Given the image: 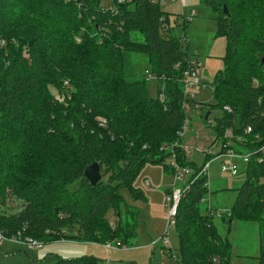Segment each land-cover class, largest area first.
Here are the masks:
<instances>
[{
  "label": "trees",
  "instance_id": "1",
  "mask_svg": "<svg viewBox=\"0 0 264 264\" xmlns=\"http://www.w3.org/2000/svg\"><path fill=\"white\" fill-rule=\"evenodd\" d=\"M200 1L215 12L218 34L228 42L225 72L213 85L216 104L201 108L223 114L216 119L203 115V121L219 147L231 131L229 139L240 136L246 143L241 150L264 141V0ZM132 6L127 0H0V208L7 206L10 192L27 202L15 214H0V230L7 235L21 232L44 245L118 240L131 248L140 211L125 205L123 218L121 191L127 188L135 199L147 200L134 183L146 164L166 162L164 145L177 143L178 162L198 169L182 153L179 137L189 121L185 104L199 106L183 94L188 59L201 61L187 41V27L197 12L191 21L185 15L181 22L174 20L184 33L178 36L161 0H134ZM133 53L149 59L147 72L158 82L156 97L147 74L136 77ZM65 76L69 87L58 110L48 100L47 87ZM49 128H57L72 145L69 160L50 161L44 132L49 134ZM256 156L246 167L231 212L218 214L222 220L259 224L261 253L255 259L264 264V162ZM211 158L205 155L204 164ZM94 163L100 164L101 174L102 167L110 169L109 179L96 187L84 176ZM165 169L171 174V168ZM206 184L203 177L192 183L179 206V264H213L214 258L217 264H233L231 244L214 226L216 212L209 215L201 208L209 193ZM112 209L116 226L107 220ZM73 231L86 238L69 236ZM102 232L107 239L97 235ZM52 264L104 262L87 256Z\"/></svg>",
  "mask_w": 264,
  "mask_h": 264
},
{
  "label": "rangeland",
  "instance_id": "2",
  "mask_svg": "<svg viewBox=\"0 0 264 264\" xmlns=\"http://www.w3.org/2000/svg\"><path fill=\"white\" fill-rule=\"evenodd\" d=\"M132 6L134 0H127ZM158 1V0H155ZM161 0L162 10L169 13L171 16V26H174V32L178 36H184L181 26L175 25V19H181L183 15L189 16L191 12L196 11L197 15L194 21L187 27V41L188 46L193 51H196L201 58L200 81L205 89H195V96L192 98L199 104L198 107L191 106L187 109L188 131L183 137V147L189 148L191 154L187 156V160L195 163L198 168H201L205 162V153L215 144V137L212 128L207 127L203 121V115L206 117L209 113L211 119H216L223 114L221 109L213 111H203L201 108L204 105L216 104L214 95V84L217 77L225 72V58L227 56V39L223 35L218 34V24L215 12L209 7L203 5L200 0H183L181 4L172 2L170 0ZM133 8V6H132ZM173 15V16H172ZM167 29V27H166ZM81 36V35H79ZM79 40V37L77 38ZM141 36H138L136 41L140 42ZM76 40V39H75ZM81 41V40H80ZM133 71L136 77L141 78L145 75L149 63L147 57L142 54L133 53L130 55ZM264 59V56H262ZM56 84L48 85L50 94L48 100L52 105L57 107V104L65 103V94H67L65 87H69L67 76L61 79H54ZM67 80V81H65ZM64 85H63V82ZM62 83V84H61ZM157 82L155 80L149 82L151 95H157ZM197 90V91H196ZM49 134L45 132V150L49 148V156L51 162H56L58 158L69 160L73 155V147L70 145L58 132L57 128H49ZM51 137V138H50ZM257 144H250L244 146L242 151L236 153L243 154V151L254 150ZM211 151L220 153L219 146H213ZM70 154V155H69ZM223 162L237 163L239 166V174L232 176L229 173L222 172ZM168 160L162 165H155L148 163L144 166L139 176L137 177L134 187L141 189L145 193L146 201L135 199L130 190L124 188L121 191L122 201L120 203L119 212L122 216L125 215V205L139 209V225L137 228L139 246L134 248H112L111 250L102 243L95 241H56L45 244L39 248L42 253H39V259L44 260L42 264H52L58 258L74 259L80 257H96L104 264H178L181 262L180 255V239L176 227L169 230L170 246L165 247L162 242H159L167 227L168 209L166 207L167 191L172 190L173 180L169 171H166L165 166ZM102 177L104 181L110 177V169L102 167ZM246 167L237 158H221L213 163L209 173V193L205 199L210 200V208L214 212H231L237 198V189L245 182ZM146 181L149 182L151 188H147ZM187 182V181H186ZM185 182V183H186ZM184 182L177 183V188H183ZM76 186L72 187L73 189ZM9 189H4V193H9ZM10 200L6 207L0 208L1 215L15 214L19 209L27 204V202L18 199L10 192ZM119 201L116 202V205ZM116 207V206H115ZM208 204H202L201 208L204 211ZM3 212V213H2ZM121 216V217H122ZM118 215L114 210L107 213V220L116 224ZM230 219L222 220L221 218H214V226L218 234L224 241L229 240L231 244V260L233 264H259L255 259L261 253V236L259 235V224L254 222H245L234 220L229 229ZM71 235H78L86 238L82 232L73 231L68 233ZM106 233H97L100 237L104 235L103 239H107ZM98 237V239H100ZM117 237L123 239L122 234H117ZM87 240V239H86ZM106 241V240H104ZM115 241V240H113ZM107 241L108 242H113ZM118 241V240H116ZM223 241V242H224ZM157 242V247L153 244ZM227 243V242H224ZM22 254L15 251V243L5 241L0 245V264H32L29 257L34 258L36 250H29L26 246L18 247ZM168 252V253H166ZM172 254L170 256L169 254ZM48 254L53 256L47 257Z\"/></svg>",
  "mask_w": 264,
  "mask_h": 264
},
{
  "label": "built area",
  "instance_id": "3",
  "mask_svg": "<svg viewBox=\"0 0 264 264\" xmlns=\"http://www.w3.org/2000/svg\"><path fill=\"white\" fill-rule=\"evenodd\" d=\"M172 1H176V0H172ZM195 15H196V12L193 11L189 16H186V17H188V20L191 21L195 17ZM2 44H5V42H2ZM188 65L189 67H188V70L185 72L184 80H183V94H184V98L186 101H191L192 98H194L195 96L194 90L200 89V88L205 89L206 86H202L201 85L202 82L200 81L201 61L196 56H194L188 59ZM145 74H147V79L149 81H153L155 79V77L149 74V72H145ZM185 108L189 109L190 105L186 103ZM103 123H105V121H103ZM187 131H188V122L184 124L182 130L179 132V137L183 138ZM246 132L251 133L252 128L250 127L247 128ZM232 137L233 135L231 131H227L226 138L228 140L223 144V146L220 147V152H222V154L220 155L218 154L216 155L213 151H211L213 146H216V147L218 146L216 141H215V144L211 148H209L207 151H203L205 155H208L209 157L212 156V158L210 161H208L201 168H198V169L183 166L182 164L178 162L177 143L164 145L161 148V150L164 151L166 155H168L166 159L168 160L167 166L171 168L170 175L173 180L172 190L170 191V193L167 194V197H166V207L168 209L167 227L159 241V242H162L165 247H169L171 245L168 233L172 227H176V218L178 216V209L184 197V193L187 191V189L190 187L192 183H194L197 179L202 178V177L207 178L206 187H208V190H209V181H208L209 173H210L211 166L214 162H216L218 159H221V158L223 159L237 158L243 163L245 167H247L253 155H257L256 159L258 162H261V163L264 162V141H262V139H260L259 143H256L258 146L256 149H254V152L253 150H246V152L243 151V154L242 153L238 154L236 152L242 151V150H239L237 148L241 147L242 144H246V143L242 141V138L240 136H237L234 139H229ZM257 139H259V136H257ZM250 144H254V143H250ZM181 149H182V153L185 154L186 156L191 154L192 149L184 148L183 145L181 146ZM222 172L229 173L232 176H237L239 174V166L237 163L227 164L223 162ZM180 181L184 182L182 189L176 187L177 183ZM146 185L147 187L150 186L148 181H146ZM201 202L202 204H205V203L208 204L207 209H208L209 215L211 214L210 211H212V213H215L210 208V204H209L210 200L207 201L204 198L202 199ZM218 213L219 212H216L215 215L214 214H211V215L221 218V215H219ZM5 241H11L15 244L26 246L30 249H39L44 246L43 242L36 240L32 237L24 236L21 232L15 235H7L5 232L0 230V244H2ZM157 244L158 243L155 242L153 246L157 247ZM104 245H106L109 250H111L112 248L125 249V247H127V246H123L120 241L108 242ZM217 263H218V259L214 258L213 264H217Z\"/></svg>",
  "mask_w": 264,
  "mask_h": 264
},
{
  "label": "water",
  "instance_id": "4",
  "mask_svg": "<svg viewBox=\"0 0 264 264\" xmlns=\"http://www.w3.org/2000/svg\"><path fill=\"white\" fill-rule=\"evenodd\" d=\"M224 13L228 14L227 8L224 9ZM84 176L93 187H96L103 179L100 164L94 163L87 167L85 169Z\"/></svg>",
  "mask_w": 264,
  "mask_h": 264
},
{
  "label": "crops",
  "instance_id": "5",
  "mask_svg": "<svg viewBox=\"0 0 264 264\" xmlns=\"http://www.w3.org/2000/svg\"><path fill=\"white\" fill-rule=\"evenodd\" d=\"M155 1V0H154ZM171 1V0H170ZM165 3L167 2L166 0L164 1ZM173 2V1H172ZM183 2V0H178L177 1V3L178 4H181ZM185 16H187V15H185ZM194 21V20H193ZM192 21V22H193ZM191 22V23H192ZM175 33V32H174ZM176 34V33H175ZM191 51H193L192 49H190ZM193 52H195L196 54H197V52L196 51H193ZM198 55V54H197ZM199 56V55H198ZM200 58V57H199ZM201 59V58H200ZM202 63V62H201ZM150 67H148V69H149ZM148 69H146V71L145 72H147V70ZM156 82H157V80H156ZM157 85H158V82H157ZM156 90H157V87H156ZM197 91V90H196ZM147 188H151L150 186L149 187H147ZM143 191V190H142ZM145 194V193H144ZM165 204H166V202H165ZM120 216V215H119ZM124 218V217H123ZM113 223V222H112ZM259 235H260V232H259ZM0 245H2V244H0ZM16 245L20 248V247H22L23 245H18V244H15V251H16V254L17 253H20V254H22V252H21V250L20 249H18L17 247H16ZM139 246V242H138V238L134 241V246L133 247H131V248H134V247H138ZM28 248V247H27ZM125 248H129V247H125ZM29 250H36L35 251V253L33 254L34 255V258H32V257H29V260L30 261H32V264H42L43 263V261L44 260H40L39 259V253H42L41 252V250L40 249H30V248H28ZM49 256H53V254H48L47 255V257H49ZM59 259V258H58Z\"/></svg>",
  "mask_w": 264,
  "mask_h": 264
}]
</instances>
